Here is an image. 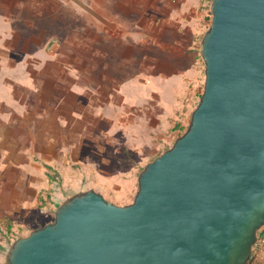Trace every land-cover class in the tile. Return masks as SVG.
<instances>
[{
	"label": "water",
	"instance_id": "1",
	"mask_svg": "<svg viewBox=\"0 0 264 264\" xmlns=\"http://www.w3.org/2000/svg\"><path fill=\"white\" fill-rule=\"evenodd\" d=\"M203 92L131 203L88 189L5 264H246L264 224V0H211Z\"/></svg>",
	"mask_w": 264,
	"mask_h": 264
},
{
	"label": "rangeland",
	"instance_id": "2",
	"mask_svg": "<svg viewBox=\"0 0 264 264\" xmlns=\"http://www.w3.org/2000/svg\"><path fill=\"white\" fill-rule=\"evenodd\" d=\"M27 2L0 0V33H6L2 29L8 30L10 33H6L4 40L11 38L13 45L18 46L24 55L36 52L38 45L34 40L40 43L46 41L50 52H62L69 35L72 41L76 38L72 54L81 53L86 47H80L79 39L93 33L91 28L100 22L97 17L123 26L126 31L120 37H109L107 31L97 29L94 38L104 39L109 44L108 53L111 55L108 54V59L115 63L113 76L117 78L116 87L120 88L118 102L122 94L134 102L130 107L128 104H124L123 108L117 106L119 111L114 112L116 118L113 123L118 125L111 132L114 139L100 144L102 152L93 143L89 144L91 167L87 171L84 164L73 168L80 181L78 185L72 182L59 185L58 170H54L56 174H52L56 183L41 197L39 207L14 216L11 233L5 232L4 228L0 230V264L7 262L9 248L18 237L53 221L59 205L76 193L92 188L115 204L132 202L138 190L140 171L171 147L187 129L192 111L199 102L205 79L200 43L212 17L211 0ZM26 6H32L30 11L34 13L22 10ZM5 9L8 20L4 19ZM36 13L39 14L37 17ZM26 18L29 23L34 18L33 29L26 24ZM13 30L16 36L11 32ZM157 33L161 38L155 37ZM158 56L164 60L162 71L155 68L154 58ZM147 57H150L149 61ZM142 66L145 71L151 69L152 72L151 80H146L145 84L135 74ZM148 99L152 100V105L135 108L134 114L128 110L141 104V101L148 102ZM176 123L181 124V129H172ZM106 127L100 128L98 133L102 131L104 134L108 131Z\"/></svg>",
	"mask_w": 264,
	"mask_h": 264
},
{
	"label": "crops",
	"instance_id": "3",
	"mask_svg": "<svg viewBox=\"0 0 264 264\" xmlns=\"http://www.w3.org/2000/svg\"><path fill=\"white\" fill-rule=\"evenodd\" d=\"M30 7L22 10L28 12ZM4 16L8 20L7 9ZM34 18L31 23L25 19L32 29ZM97 19L100 22L91 28L93 33L79 39L80 47H86L81 53L72 54L76 38L72 41L69 35L62 52H50L46 41L33 38L36 52L24 55L11 38L4 40L8 30L0 33V219L8 216L14 224V216L39 207L41 197L56 183V169L59 185H78L73 168L84 164L87 171L91 167L89 144L102 152L100 144L114 139L111 132L118 125L113 123L117 106L130 107L134 102L123 94L118 102L120 88L113 76L115 63L108 59L109 44L94 38L97 29L115 38L126 30L114 21ZM11 32L16 36L15 30ZM154 59L155 68L162 71L164 60L160 56ZM135 74L144 84L152 76L151 69L145 71L144 66ZM146 104L153 102L141 101L128 110L134 114L135 108ZM105 125L108 131L98 133Z\"/></svg>",
	"mask_w": 264,
	"mask_h": 264
},
{
	"label": "built area",
	"instance_id": "4",
	"mask_svg": "<svg viewBox=\"0 0 264 264\" xmlns=\"http://www.w3.org/2000/svg\"><path fill=\"white\" fill-rule=\"evenodd\" d=\"M251 253H253L259 264H264V224L257 231L256 240L252 245Z\"/></svg>",
	"mask_w": 264,
	"mask_h": 264
},
{
	"label": "trees",
	"instance_id": "5",
	"mask_svg": "<svg viewBox=\"0 0 264 264\" xmlns=\"http://www.w3.org/2000/svg\"><path fill=\"white\" fill-rule=\"evenodd\" d=\"M173 130L176 129H181V124L176 123L173 128ZM12 227H13V221L8 217L5 216L2 219H0V230L4 228L5 232L11 233L12 232ZM246 264H259L258 260L255 258L253 253L250 254L248 261Z\"/></svg>",
	"mask_w": 264,
	"mask_h": 264
}]
</instances>
